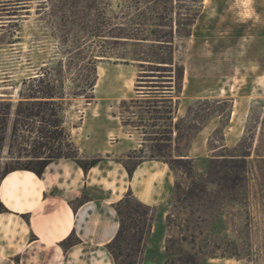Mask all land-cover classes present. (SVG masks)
Returning <instances> with one entry per match:
<instances>
[{"label":"rangeland","instance_id":"obj_1","mask_svg":"<svg viewBox=\"0 0 264 264\" xmlns=\"http://www.w3.org/2000/svg\"><path fill=\"white\" fill-rule=\"evenodd\" d=\"M64 1L0 0V4H6V11H11L0 15L4 17L0 18V25H6L0 27V87L13 88L6 92L13 96L2 101L13 105L0 160L2 168L6 164L34 160L30 154L40 136L41 119H25L26 131L15 144L11 139L14 113L22 100L44 102L28 98L33 94L43 97L48 88L57 97V111L69 134L89 113L88 108L98 112L105 105V110L119 115L127 131L142 142L143 147L138 150L143 153L139 156L150 157L154 146L161 144L172 160H180L177 151H185L188 145L186 139H177L179 132L205 125L211 115H222V119L209 148L221 147L222 126L227 124L225 117L232 107L230 100H238L237 111L240 109L238 112L242 114L233 124L239 134L238 142L210 153V158L191 159L193 177L185 175L184 170L177 172L179 189L165 208L164 237L162 243L151 245L148 264H264V160L253 154L248 159L247 184L235 189L225 183L211 184L213 180L206 176L211 160H218L220 165L230 162L233 155L246 150L241 144L245 135L264 133V0H198L202 1L201 16L193 36L175 41L176 66L172 75H176V67L183 66L188 82L199 88L221 87L226 78L235 76V92L219 100H188L183 109L191 113L181 120H175L172 114L173 121L166 118L168 112L174 113L178 108L179 104L171 97L179 92L174 90L170 94L167 89L169 84L165 83L170 74L163 71L167 69L141 68L132 60L134 55L149 49L119 38L92 39L88 35L90 26L102 28L105 13L111 17L112 30L132 29L133 26L123 24L121 17L125 9L121 8L120 0H112L110 8L106 0H95L91 23L78 18L73 8L64 6ZM190 1L182 0L181 4L190 5ZM150 28L153 30V25ZM102 51L109 53L110 58L99 59V79L94 90L97 101L88 102L86 97L92 94L84 83L90 69L88 61L92 52ZM123 93L127 94L126 99L111 110L108 105ZM245 102L250 106L247 117L241 111ZM95 103H101V107ZM46 109L42 108V116H48ZM35 111L39 112L38 105ZM152 139L158 142H151ZM257 145L258 137L254 147ZM126 154L113 159L126 160ZM100 157L102 161L106 159ZM74 241L72 238L67 243L68 248Z\"/></svg>","mask_w":264,"mask_h":264},{"label":"crops","instance_id":"obj_2","mask_svg":"<svg viewBox=\"0 0 264 264\" xmlns=\"http://www.w3.org/2000/svg\"><path fill=\"white\" fill-rule=\"evenodd\" d=\"M234 77L226 78L221 87L199 88L184 76L179 95L171 97L179 104L173 113L175 120L187 117L183 105L188 100H219L232 95ZM9 89L13 88L0 87V92H4L0 93V101L13 96L6 93ZM126 97V93L121 94L109 108L113 110ZM230 101L232 107L225 117L227 124L222 126L224 140L219 148L238 142L239 134L233 124L242 113L237 111L238 100ZM95 105L101 107V103ZM102 107L98 112L88 108L89 113L70 131L82 157H106L98 166L85 173L76 162L60 159L51 163L42 177L30 171H15L0 181V204L7 209L0 213V264H113L105 247L119 229L114 205L129 192L157 210L143 264L151 261V245L162 243L164 237L165 208L174 195L176 177L167 164L151 160L142 162L130 177L113 158L140 149L142 142L127 131L119 115L105 110V105ZM241 111L247 117L250 106L243 103ZM221 119L222 115H211L196 134L189 150L190 159L210 158V153L219 149L211 150L209 141L221 127ZM83 197L87 199L79 204ZM70 237L81 243L64 249L62 243Z\"/></svg>","mask_w":264,"mask_h":264},{"label":"trees","instance_id":"obj_3","mask_svg":"<svg viewBox=\"0 0 264 264\" xmlns=\"http://www.w3.org/2000/svg\"><path fill=\"white\" fill-rule=\"evenodd\" d=\"M120 0L121 8L125 9L121 19L125 25L133 26L131 30L110 28L111 17L105 13L102 15V28L90 26L87 30L89 37L95 38H119L125 40L126 43H134L135 46L148 48V51L133 56V61L139 63L141 68L146 66L167 69L163 70L170 74L167 77L168 82L165 84L170 94L174 90L180 93L183 85L185 68L183 66L176 67V75L173 76L176 66L174 58V45L177 38L189 39L193 36V29L201 15L199 4L202 1L191 0L190 5L181 4L182 0ZM64 6L73 8L74 13L78 18L88 20L94 17L91 11L94 9L95 0H65ZM108 8L113 7L112 0H106ZM84 11V12H83ZM89 12V13H87ZM87 22V21H86ZM152 23V24H151ZM151 25L154 29L151 30ZM151 43L154 53L151 54ZM79 49V48H78ZM96 53V54H95ZM92 52L88 64L90 65L89 74L84 79V83L92 94L87 96L88 102L95 99L94 89L97 85L98 76V61L101 58L108 59L110 54L107 52ZM128 60L127 58H120ZM128 63V62H126ZM159 79V78H158ZM26 83H24L25 85ZM157 84H160L157 82ZM174 84V85H173ZM173 85V86H172ZM43 97H37L36 94L30 96V100H45L44 102H24L20 101L14 113L15 121L12 127L11 139L13 143L18 144L23 137L26 122L25 119L40 118V123L43 124L38 129V140L34 141L31 157L33 161L26 163L16 162L6 164L2 168L0 163V181L8 174L15 171H30L37 176L42 177L46 168L53 162L60 159H70L87 173L92 168L98 166L102 161L100 156L82 157L76 144L72 141L71 135L63 126V121L60 119L57 111V97L51 88L47 89ZM134 102V100H131ZM172 101V100H170ZM126 102H123L125 104ZM172 103V102H170ZM38 105L39 112L35 111ZM46 107L49 112L48 116H42V108ZM169 108V107H168ZM191 112L188 111V114ZM173 110L168 112L166 120L173 121ZM13 115V105L5 104L0 101V160L5 148L7 139L9 120ZM158 121L159 118H154ZM264 125V123H263ZM157 125H153L156 127ZM203 125L200 127H189L187 132H179L177 139H186L188 145L183 152L177 151L180 160H172L171 154L166 150L165 146L156 144L154 153L146 158L139 156L142 150L130 151L125 155L126 160L119 162L124 166L128 175L133 176L136 168L144 161H159L167 164L177 178V172L184 170L185 175L193 177V168L191 163L193 160L189 158V150L196 134L199 133ZM177 130L178 127H176ZM195 132V135L190 134ZM157 135V134H155ZM258 137V145L255 146L256 138ZM168 141H172L168 139ZM250 144H246V142ZM151 142H158V139H152ZM245 146V151L241 155H233L230 162H225L220 165L218 160L210 161L211 167L208 169L206 176L213 181L211 184L225 183L231 189H235L240 185L247 184L249 180L250 166L248 159L253 154L264 160V133L261 131L259 135L252 133L250 136L245 135L242 143ZM239 145V146H242ZM13 149V146H10ZM10 155H13L10 153ZM19 155H22L20 150ZM134 159L135 162H131ZM179 189L178 184H175V192ZM173 195V196H174ZM87 197L81 198L78 203H83ZM119 218V229L115 237L105 247L113 264H143L148 240L153 232L156 208L147 206L138 201L131 192H129L121 201L114 205ZM7 209L0 204V213L6 212ZM74 237L62 243L64 249H68L67 243ZM81 241L75 238L70 247L80 244Z\"/></svg>","mask_w":264,"mask_h":264},{"label":"flooded vegetation","instance_id":"obj_4","mask_svg":"<svg viewBox=\"0 0 264 264\" xmlns=\"http://www.w3.org/2000/svg\"><path fill=\"white\" fill-rule=\"evenodd\" d=\"M6 4H0V15L1 14H6V13H11V11H6L8 8H5ZM2 7V8H1ZM4 11V12H3ZM0 18H4V17H0ZM3 25H0V27H5L6 25H4V23H2Z\"/></svg>","mask_w":264,"mask_h":264},{"label":"bare ground","instance_id":"obj_5","mask_svg":"<svg viewBox=\"0 0 264 264\" xmlns=\"http://www.w3.org/2000/svg\"><path fill=\"white\" fill-rule=\"evenodd\" d=\"M246 6H247V3H246ZM243 11H245V9ZM263 81H264V77H263Z\"/></svg>","mask_w":264,"mask_h":264}]
</instances>
